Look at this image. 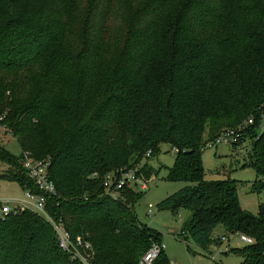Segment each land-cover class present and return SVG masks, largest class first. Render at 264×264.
Returning <instances> with one entry per match:
<instances>
[{
  "label": "trees",
  "instance_id": "1",
  "mask_svg": "<svg viewBox=\"0 0 264 264\" xmlns=\"http://www.w3.org/2000/svg\"><path fill=\"white\" fill-rule=\"evenodd\" d=\"M94 1L84 29H75L76 58L100 72L101 46L108 41L115 45L114 74L95 107L88 71L79 74L60 140L50 129L63 66L47 62L53 73L28 100L23 87L31 82L10 86L6 72L25 74L56 49L60 35L50 26L63 1L0 0V128L21 150L14 156L0 142V164L7 167L0 179L17 182L22 194L38 193L23 163L47 162L55 189L46 198L47 215L71 238L90 243L92 264H138L152 244L162 243V234L135 212L148 186L122 185L115 194L105 181L140 165L149 185L157 177L151 160L165 144L175 155L167 180L186 185L155 207L172 215L190 212L177 239L208 250L226 235L244 234L252 243L225 253L236 252L239 264H264V202L256 215L244 211L237 182L207 179L202 159L207 141L242 126L230 146L244 148L247 166L262 178L252 191L264 190V0H183L168 17L161 0H115L114 7L113 0ZM133 2L139 7L126 9ZM0 264L80 263L60 248L49 221L25 208L0 215ZM154 264H170L164 251Z\"/></svg>",
  "mask_w": 264,
  "mask_h": 264
},
{
  "label": "rangeland",
  "instance_id": "2",
  "mask_svg": "<svg viewBox=\"0 0 264 264\" xmlns=\"http://www.w3.org/2000/svg\"><path fill=\"white\" fill-rule=\"evenodd\" d=\"M63 1L59 5L60 13L56 16V21L50 27L59 37V42L54 44L56 49L45 56L42 65H37L23 73L6 72L7 83L10 86L19 85L20 82H31L29 86L23 87V96L26 100L37 94L40 87L50 78L54 68L46 65L47 62L53 61L55 65L63 66L65 77L59 81V90L54 98L52 119L56 120L53 124V130L60 140L66 134L69 118V108L74 103L75 84L78 81L81 72H87L88 83L90 82V102L91 107L98 105L109 91V84L113 77L115 57L112 55L115 46L108 41L102 43L101 54L97 63L100 72L90 69L91 63H80L77 61L78 52L75 29L79 26L78 31H82L85 25V19L90 15L89 9L95 5L94 0H59ZM164 6L162 11L165 17L174 12L183 0H161ZM117 2V1H116ZM113 0V7L116 4ZM139 2L127 3L126 9L135 11L139 7ZM122 12V10H121ZM62 38V39H60ZM78 39V38H77ZM76 66L73 74L71 67ZM85 74V73H84ZM19 83V84H18ZM9 92V91H7ZM0 142L4 148L14 156L21 155V150L16 138L7 134L0 128ZM174 153L168 145L161 147L158 157L152 161L154 169L157 171V177L149 183L146 193L134 204L138 220L162 234V243L165 244L164 252L166 253L170 264H239L240 258L236 252L227 251L229 247L238 249L243 246L239 241V235H226L230 241L223 242L221 246L210 245L208 250H203L192 240L183 241L177 239L183 221L190 215L185 209H180L178 215H172L169 210L158 211L155 205L165 197L174 194L186 182L168 181L166 172L174 163ZM202 159L204 163L207 179L232 178L237 182L239 194V204L244 211L256 215L260 203L264 202V190L252 191L251 186L255 181L262 180L257 175L254 168L247 166L248 159L244 148L233 149L229 144L222 143L216 148H207L203 151ZM7 167L0 164V174L4 173ZM21 198L22 190L17 182L0 179V199ZM152 205L151 214L148 212V205ZM216 233L224 235L221 228L216 229ZM212 252L210 254V252ZM225 253V254H224ZM214 255V259L212 256Z\"/></svg>",
  "mask_w": 264,
  "mask_h": 264
},
{
  "label": "built area",
  "instance_id": "3",
  "mask_svg": "<svg viewBox=\"0 0 264 264\" xmlns=\"http://www.w3.org/2000/svg\"><path fill=\"white\" fill-rule=\"evenodd\" d=\"M247 124H252V120L250 119L249 121H247ZM242 130V126H239L237 128L223 129L217 137L207 141L203 149L207 150V148H216L219 145H222V143L230 145L237 140ZM176 150L174 149V152H176ZM147 156H149V153L147 154ZM23 165L28 178L33 181L38 193L30 191V189H24L22 194L23 197L21 198L13 197L9 199H0V215L5 216L7 214H10L12 210L25 208L34 210L40 215L42 214L53 226L55 237L56 240H58L60 248L71 255V258L77 260L80 264H92L90 261L92 255H90L89 252L90 243L79 236H77L76 238H71L60 222L53 221L47 215V212L45 210L46 198L47 196H49L50 194H54L55 192L54 184L48 178L47 162L39 161L32 163L30 161H24ZM139 170L140 165L131 167V169H119L116 172V175H114L113 177H108V180L105 181L107 190L115 193L116 188H120L122 185H134L138 189L145 191L148 186V181L146 182V180H144V178L139 173ZM153 178L154 177H152V179ZM148 207V212L151 214V209H153V206L149 204ZM221 241H227L228 243L229 239L226 237H222ZM239 241H242L244 244L252 243V240L244 234L239 235ZM164 249L165 244L163 243L152 244L145 252V254L141 257L138 264H154V261L164 251ZM211 256L212 259H214V255Z\"/></svg>",
  "mask_w": 264,
  "mask_h": 264
}]
</instances>
